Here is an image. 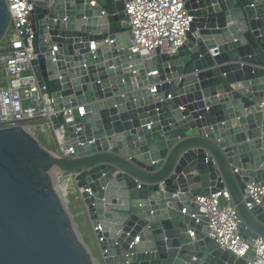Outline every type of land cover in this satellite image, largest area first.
I'll use <instances>...</instances> for the list:
<instances>
[{
    "label": "water",
    "instance_id": "obj_1",
    "mask_svg": "<svg viewBox=\"0 0 264 264\" xmlns=\"http://www.w3.org/2000/svg\"><path fill=\"white\" fill-rule=\"evenodd\" d=\"M30 1L36 79L77 115H51L54 152L29 124L0 128V264H100L57 174L102 227L105 264H246L207 236L192 198L226 187L250 247L264 236V208L243 198L264 181V0H187L173 56L130 51L131 0ZM11 21L0 0V44Z\"/></svg>",
    "mask_w": 264,
    "mask_h": 264
},
{
    "label": "built area",
    "instance_id": "obj_2",
    "mask_svg": "<svg viewBox=\"0 0 264 264\" xmlns=\"http://www.w3.org/2000/svg\"><path fill=\"white\" fill-rule=\"evenodd\" d=\"M6 3L12 21L0 44V128L29 124L34 129L35 124L41 122L44 131L55 132L52 114L76 116L77 111L56 110L51 93L42 91L34 74L32 61L38 54L30 53L27 43L35 38L32 25L35 4L30 0H6ZM186 3L187 0H131L126 3V23L135 43L130 51L142 56L157 50L168 56L176 55L187 40L193 22ZM213 53L215 55L214 50ZM83 108L78 113L84 114ZM62 139L61 132L59 145ZM178 197L181 201L186 200L180 194ZM243 198L250 211L264 208V181L247 182ZM192 201L208 218V237L236 258H244L246 264H264V236L259 235L250 247L241 235L243 218L226 187L208 195L194 196ZM93 231L101 248L103 229L97 226ZM189 233L194 238L195 233ZM101 253L103 256L102 249Z\"/></svg>",
    "mask_w": 264,
    "mask_h": 264
},
{
    "label": "rangeland",
    "instance_id": "obj_3",
    "mask_svg": "<svg viewBox=\"0 0 264 264\" xmlns=\"http://www.w3.org/2000/svg\"><path fill=\"white\" fill-rule=\"evenodd\" d=\"M36 127L33 129L39 141H41L49 150L58 151L59 141L58 136L53 130H46L41 126V122H37ZM62 193L68 202L74 221L78 227L79 232L88 245L92 255L100 264H105L103 256L91 244L88 236L86 235V227H89V218L86 208L81 200V197L76 192V185L71 175L66 174L62 180Z\"/></svg>",
    "mask_w": 264,
    "mask_h": 264
},
{
    "label": "crops",
    "instance_id": "obj_4",
    "mask_svg": "<svg viewBox=\"0 0 264 264\" xmlns=\"http://www.w3.org/2000/svg\"><path fill=\"white\" fill-rule=\"evenodd\" d=\"M251 1L255 2V1H261V0H251ZM88 218H89V227L88 226L86 227V231H85L86 235L88 236V238H89L91 244L94 246V248H96V250L102 255L101 248L98 244L97 238H96L94 231H93L94 226H93L89 216H88Z\"/></svg>",
    "mask_w": 264,
    "mask_h": 264
},
{
    "label": "bare ground",
    "instance_id": "obj_5",
    "mask_svg": "<svg viewBox=\"0 0 264 264\" xmlns=\"http://www.w3.org/2000/svg\"><path fill=\"white\" fill-rule=\"evenodd\" d=\"M59 133V132H58ZM66 174H64V175H60V174H57L56 175V181H57V186H58V188H59V190H60V192L62 193V184H61V180H62V178L65 176ZM68 175H70V174H68ZM62 195H63V193H62Z\"/></svg>",
    "mask_w": 264,
    "mask_h": 264
}]
</instances>
